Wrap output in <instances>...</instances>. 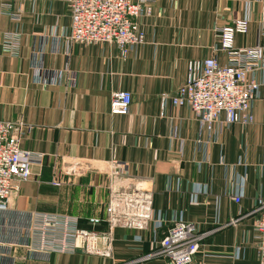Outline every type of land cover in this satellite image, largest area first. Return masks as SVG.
Instances as JSON below:
<instances>
[{
    "label": "crops",
    "instance_id": "obj_1",
    "mask_svg": "<svg viewBox=\"0 0 264 264\" xmlns=\"http://www.w3.org/2000/svg\"><path fill=\"white\" fill-rule=\"evenodd\" d=\"M246 15L250 30L236 36L237 46L263 41L264 0H159L139 19L144 43L122 57L115 44L66 43L67 0H0V120L29 125L22 147L44 154L0 216V264H168L148 255L177 220L196 223L204 234L193 264H257L252 211L264 198V70L256 73L260 91L249 124L208 132L190 108L171 100L190 62L214 54L217 29ZM6 31L20 34L18 51L1 46ZM37 50L45 76L34 64ZM219 59L226 62L224 52ZM48 72L62 81L48 80ZM115 90L133 95L126 115L110 113ZM113 159L153 193L150 227L116 228L110 256L77 251L28 257L16 243L34 211L75 215L88 228L90 217L105 219L108 176L94 165ZM77 162L92 165L78 171ZM235 217L241 219L233 225Z\"/></svg>",
    "mask_w": 264,
    "mask_h": 264
},
{
    "label": "built area",
    "instance_id": "obj_2",
    "mask_svg": "<svg viewBox=\"0 0 264 264\" xmlns=\"http://www.w3.org/2000/svg\"><path fill=\"white\" fill-rule=\"evenodd\" d=\"M11 1V0H6ZM159 0H67L71 23L63 37L73 44H115L120 55L126 57L146 36L139 19L153 12ZM5 11H9L6 8ZM10 15V13L8 12ZM251 18L246 15L236 18L232 24L219 27L220 43L214 54L205 59L190 62L186 81L171 97L173 104L185 106L193 111L202 128L208 132L217 126L253 122V105L259 96L260 83L256 73L264 70V29L259 33L263 41L255 45L237 46L236 36L246 35L250 30ZM20 34L6 31L1 46L15 52L20 49ZM224 52L222 63L219 53ZM42 51L33 54L39 75H44ZM47 79L58 83L61 75L47 73ZM61 77V78H60ZM45 79V80H47ZM133 95L129 90L111 93L110 113L126 115L130 112ZM30 128L22 121L0 120V216L7 213L20 183L29 180L32 166L42 164L44 154L22 147V139ZM88 163L77 162L75 170L85 169ZM107 172L109 197L105 219L90 217V228L80 224L79 217L66 213L34 211L29 215L25 233L16 243L24 248L28 257L36 253L72 254L83 251L91 255L110 256L114 246L115 230L123 227L145 230L153 219V193L126 176L124 165L115 159L95 164ZM59 186L60 181L53 180ZM241 201V195L235 196ZM257 215L255 229L258 233V262L264 264V198L257 199L252 211ZM240 217L232 218L235 225ZM105 222L103 229H98ZM158 223L156 228L161 227ZM204 234L196 223L177 220L172 223L149 257H162L168 264H193L201 249Z\"/></svg>",
    "mask_w": 264,
    "mask_h": 264
},
{
    "label": "rangeland",
    "instance_id": "obj_3",
    "mask_svg": "<svg viewBox=\"0 0 264 264\" xmlns=\"http://www.w3.org/2000/svg\"><path fill=\"white\" fill-rule=\"evenodd\" d=\"M114 247V246H113ZM113 250V249H112Z\"/></svg>",
    "mask_w": 264,
    "mask_h": 264
}]
</instances>
